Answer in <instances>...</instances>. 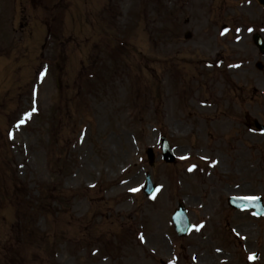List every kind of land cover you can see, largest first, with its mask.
<instances>
[{"label": "rangeland", "instance_id": "rangeland-1", "mask_svg": "<svg viewBox=\"0 0 264 264\" xmlns=\"http://www.w3.org/2000/svg\"><path fill=\"white\" fill-rule=\"evenodd\" d=\"M190 2L0 0V264H264V219L226 203L264 204V136L248 127L264 125V59L247 39L261 15L218 13L230 31L215 42L211 0ZM219 47L227 62L201 61Z\"/></svg>", "mask_w": 264, "mask_h": 264}, {"label": "water", "instance_id": "water-1", "mask_svg": "<svg viewBox=\"0 0 264 264\" xmlns=\"http://www.w3.org/2000/svg\"><path fill=\"white\" fill-rule=\"evenodd\" d=\"M257 40L259 39H255V43L259 46V48L261 49V51L264 53V46L263 45H260L259 42H257ZM161 150H162V153H163V159L166 161V162H172L174 160L173 158V155H172V152H170L169 150V147L167 146L166 144V141L163 140L162 141V146H161ZM147 155L149 157V160H150V164H152V161H153V154L151 153V150H148L147 152ZM149 178V177H148ZM153 189L152 185L150 184L149 180L147 179V182H146V187L144 189L145 193L147 195H149L151 193V190ZM237 201H240L241 204H235L234 202H237ZM243 202H247L246 200H241V199H236V198H233L229 201V203L231 205H233L235 208L237 207H242L244 206L245 204ZM250 208H254L255 210L259 211V206H248ZM264 212H261L259 215H263ZM172 221H173V226H174V229L176 231V233L179 235V236H185L187 234V232L189 231L190 229V226H189V223H188V220L186 218V213H185V210L183 209V207H179L178 210L175 211L173 217H172Z\"/></svg>", "mask_w": 264, "mask_h": 264}, {"label": "flooded vegetation", "instance_id": "flooded-vegetation-1", "mask_svg": "<svg viewBox=\"0 0 264 264\" xmlns=\"http://www.w3.org/2000/svg\"><path fill=\"white\" fill-rule=\"evenodd\" d=\"M236 1H240L241 6L242 7H249L248 6V0H236ZM252 2H250V12H254V8L256 10H258V14H261L260 17V21L255 23L254 26H257V30L261 33V36L264 38V36L262 35V33L264 32V11L261 10V8L255 3L253 2L254 0H251ZM217 4L216 0H211V3L209 4V9L208 12L212 15L214 19H219V16H217L216 14V10L217 8L215 7V5ZM257 12V11H256ZM189 23L190 21L186 20V23ZM207 25V27H205L203 30V37H209L210 39L212 38L213 41L218 42V36L215 35V29L217 27V23L211 22L208 20V23H205ZM260 24V25H259ZM244 39H246L244 37ZM256 52L258 53V51L256 50ZM247 58H249V55L247 56ZM263 69V68H262Z\"/></svg>", "mask_w": 264, "mask_h": 264}, {"label": "snow or ice", "instance_id": "snow-or-ice-1", "mask_svg": "<svg viewBox=\"0 0 264 264\" xmlns=\"http://www.w3.org/2000/svg\"><path fill=\"white\" fill-rule=\"evenodd\" d=\"M22 123H23V121H22ZM193 168H194V166H193ZM193 168H190L189 170L191 171V170H193ZM131 190L132 191H136L137 189H131ZM245 199H248V200H256V199H259V198L253 196V197H246ZM197 230H199V227H197ZM140 239H141V241H143L144 237L141 236ZM255 258H256V254L255 253H252V254L249 255V259L250 260H254Z\"/></svg>", "mask_w": 264, "mask_h": 264}]
</instances>
